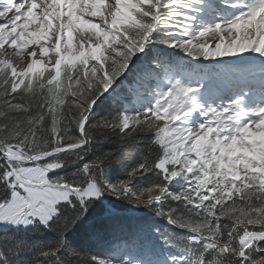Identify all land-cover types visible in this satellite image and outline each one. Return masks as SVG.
<instances>
[{"label":"snow or ice","instance_id":"1","mask_svg":"<svg viewBox=\"0 0 264 264\" xmlns=\"http://www.w3.org/2000/svg\"><path fill=\"white\" fill-rule=\"evenodd\" d=\"M0 264H264V0H0Z\"/></svg>","mask_w":264,"mask_h":264}]
</instances>
